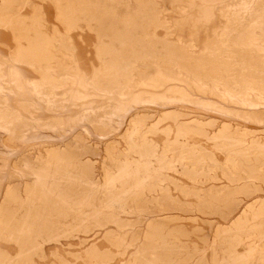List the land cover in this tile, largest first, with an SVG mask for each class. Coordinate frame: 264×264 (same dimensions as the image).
I'll use <instances>...</instances> for the list:
<instances>
[{"label": "rangeland", "instance_id": "rangeland-1", "mask_svg": "<svg viewBox=\"0 0 264 264\" xmlns=\"http://www.w3.org/2000/svg\"><path fill=\"white\" fill-rule=\"evenodd\" d=\"M0 264H264V0H0Z\"/></svg>", "mask_w": 264, "mask_h": 264}, {"label": "bare ground", "instance_id": "bare-ground-1", "mask_svg": "<svg viewBox=\"0 0 264 264\" xmlns=\"http://www.w3.org/2000/svg\"><path fill=\"white\" fill-rule=\"evenodd\" d=\"M233 17V16H232ZM129 51V50H128ZM12 55V54H11ZM15 62V61H14ZM28 67H30V66H28ZM44 77V76H43ZM73 79V78H72ZM14 81V80H13ZM92 83V82H91ZM35 91V90H34ZM37 96V95H36ZM48 102V101H47ZM45 175V174H44ZM111 200V199H110ZM112 203V202H111ZM110 205V204H109Z\"/></svg>", "mask_w": 264, "mask_h": 264}]
</instances>
